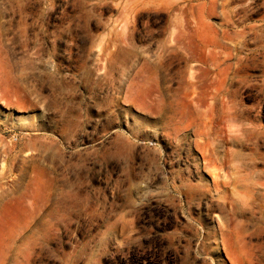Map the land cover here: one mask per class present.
<instances>
[{"label": "rangeland", "instance_id": "1", "mask_svg": "<svg viewBox=\"0 0 264 264\" xmlns=\"http://www.w3.org/2000/svg\"><path fill=\"white\" fill-rule=\"evenodd\" d=\"M0 151V264H264V0H0Z\"/></svg>", "mask_w": 264, "mask_h": 264}, {"label": "bare ground", "instance_id": "2", "mask_svg": "<svg viewBox=\"0 0 264 264\" xmlns=\"http://www.w3.org/2000/svg\"><path fill=\"white\" fill-rule=\"evenodd\" d=\"M6 150V149H4ZM1 152V151H0ZM8 152V151H7ZM6 153V152H5ZM216 169H213V171H215ZM217 171V170H216ZM214 172L213 175H214V178L217 179L218 177H220L219 173L217 172ZM183 187H185V190H186V193L190 196H192V193L195 191V187L193 185H190L188 183H184L183 184Z\"/></svg>", "mask_w": 264, "mask_h": 264}]
</instances>
